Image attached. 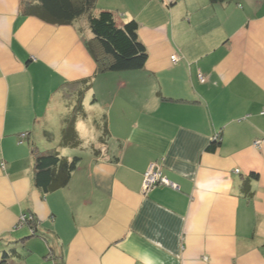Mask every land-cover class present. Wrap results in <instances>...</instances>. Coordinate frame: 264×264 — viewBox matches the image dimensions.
<instances>
[{
	"label": "crops",
	"instance_id": "0c3cea01",
	"mask_svg": "<svg viewBox=\"0 0 264 264\" xmlns=\"http://www.w3.org/2000/svg\"><path fill=\"white\" fill-rule=\"evenodd\" d=\"M95 10L138 23L142 69L96 74L86 23L52 25L0 0V260L14 250L7 264H264V0ZM81 91L80 144L62 147ZM32 145L79 157L65 187L34 185ZM152 162L173 185L143 195Z\"/></svg>",
	"mask_w": 264,
	"mask_h": 264
},
{
	"label": "trees",
	"instance_id": "16d2710c",
	"mask_svg": "<svg viewBox=\"0 0 264 264\" xmlns=\"http://www.w3.org/2000/svg\"><path fill=\"white\" fill-rule=\"evenodd\" d=\"M96 1L20 0V10L23 16H34L52 25H68L84 17L91 33V37L85 41V46L96 63V74L142 69L148 53L138 36V23L135 20L119 22L114 12L109 10L96 11ZM224 1L226 0H209L211 4ZM84 82L83 90L90 87L91 77ZM82 95L83 91L77 99L69 103L71 108L62 116L60 140L62 147L76 148L80 144L75 123L86 117ZM102 130L104 134L107 133L106 125ZM44 136L49 139L50 133L44 132ZM217 144L218 137L207 146V150H214ZM31 156L34 185L43 193L65 187L79 161L78 156L69 158L54 148L42 149L37 145L31 146ZM241 189L246 195L250 194L248 181L242 183ZM24 224L36 232L33 217L26 219ZM8 257L17 258L18 255L14 250L12 252L4 250L0 264H7Z\"/></svg>",
	"mask_w": 264,
	"mask_h": 264
},
{
	"label": "built area",
	"instance_id": "2783aa9c",
	"mask_svg": "<svg viewBox=\"0 0 264 264\" xmlns=\"http://www.w3.org/2000/svg\"><path fill=\"white\" fill-rule=\"evenodd\" d=\"M177 60H178V57L176 55L173 54L170 56V61L172 63H176ZM198 79L201 82L204 81V77L200 73H198ZM21 137H25V134L22 133ZM255 144L258 146V142H256ZM103 148L104 147H101V152L104 155L105 149L103 151ZM0 166L3 167V163ZM234 172H238V170L235 169ZM165 185L169 186V185H173V184L170 181H168V179L166 177L163 176L161 167L158 163H156V162L150 163L143 173L141 193L143 195H146L152 189H154L158 186H165ZM26 218H27V215L25 213L21 214V216L19 217V222L24 223Z\"/></svg>",
	"mask_w": 264,
	"mask_h": 264
},
{
	"label": "rangeland",
	"instance_id": "374dc122",
	"mask_svg": "<svg viewBox=\"0 0 264 264\" xmlns=\"http://www.w3.org/2000/svg\"><path fill=\"white\" fill-rule=\"evenodd\" d=\"M76 22H78L80 25L82 24V26L85 28V23H86V21H85V18L84 17H81L79 20H77ZM84 23V24H83ZM87 27V26H86ZM99 148H101V147H99ZM103 151H104V148H103ZM24 248V247H23ZM6 251H8V250H6ZM9 252V251H8Z\"/></svg>",
	"mask_w": 264,
	"mask_h": 264
}]
</instances>
